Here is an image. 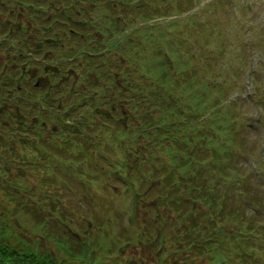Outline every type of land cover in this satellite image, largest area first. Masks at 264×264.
<instances>
[{"label": "rangeland", "instance_id": "374dc122", "mask_svg": "<svg viewBox=\"0 0 264 264\" xmlns=\"http://www.w3.org/2000/svg\"><path fill=\"white\" fill-rule=\"evenodd\" d=\"M36 1L21 2L14 7L12 16L4 15V19L0 17L6 26L14 30V36L2 42L3 49H11L14 54L24 51L27 56L30 48L24 42L26 27L30 30L35 28L33 35L37 40L43 44L50 43L55 32L48 33L37 29L38 25L43 26L47 13L35 10ZM40 1L45 5L52 2ZM66 2L68 5L74 2H77L78 6L80 4L78 0ZM154 2H159L158 6L167 15L160 20L168 17L170 19L174 17L172 14H179L178 12L184 11L185 8L196 7L179 14L178 27L172 32H169V27H172L174 22L168 21L164 23L165 36H156L154 40L143 38V43L151 47L148 48L147 67L141 70L143 79L132 67L134 61L130 59L128 63L120 62L116 55L118 50L136 56L138 53L133 50L132 41L127 47L119 45L117 50L110 52L111 56L106 60L101 57L97 75L105 70V67L111 75L114 71L119 74L116 81L121 82L122 86L129 83L125 93L113 90L114 98L128 96L130 86L140 84L139 90L142 94L147 92V95H153L150 103L155 102L163 106L159 109V115L163 118L170 115V109L179 116L189 115V118H192L189 119V124L195 123L207 128L210 125V133H215L226 147L215 150V155L222 159L217 167L213 168L214 164L212 167L207 164L212 154L208 156L209 153L204 151L197 153V156L204 153L206 157H200L191 163L190 168L195 175L188 176L193 178L194 185L202 181L198 176L199 172L207 176V193L191 189L188 196L182 195L172 201V198H162V191L155 190L137 198L134 208H125L127 195L135 197L133 189L137 190L131 167L144 165L142 158L148 153L145 146L151 142L150 138L153 136L141 138L135 134L137 130L129 133L128 129H125L128 131L124 133V129L116 128V125L108 120L109 126L117 133L115 141L109 126L104 132L98 127L96 130L91 128L92 133H89L88 123V126L84 125V136L74 138L73 145L70 143L64 146L63 154L55 155L57 152H51L47 147L23 149L19 144L20 137H16L17 132L13 131L18 114L8 117L5 114L0 120L10 128L3 131L4 125L0 126V135L3 137L0 142V168L5 174L0 186V238L4 234L1 227L5 225L6 233L10 231L7 237L11 232H26L24 237L28 241L33 239L31 245L35 244L37 250H48L45 244L48 236L51 237L56 250L62 248L57 247L55 238L47 233L51 230L57 235V240L65 246L68 241H73L76 254L80 252L83 244L93 247L94 253L84 256L90 258L95 254L101 264H264V0ZM178 3L179 8L176 6ZM129 4L134 6L132 2ZM64 7L65 5L62 6ZM58 10L54 11L57 13ZM68 12L74 16L75 21L76 12L73 9ZM90 13L88 15L91 20L99 22L103 18L102 12L101 16H98L100 12L95 13V9L90 10ZM22 16L25 21L20 20ZM134 26L136 24L127 23L124 33L132 34L130 29ZM109 36L112 37L110 40H113L119 33ZM91 37L92 34H89L87 38L91 40ZM55 40L51 42L52 45ZM143 43H137L135 48H140ZM163 53L166 54L163 56ZM2 54L0 53V57ZM166 56L169 57L170 68L167 66L168 61L165 62ZM2 57L4 61L0 64L8 65L9 69L14 71V83L21 84L25 81L26 77H20L22 70L12 67L14 63L8 62L7 57ZM128 75L133 77L132 81ZM104 77L110 79V76ZM73 78L78 80V76ZM87 78L91 77L87 75ZM102 84L105 83L98 76L93 90L86 91L87 95L90 96L94 90L99 93L104 87ZM118 87L119 85L115 88ZM30 97H37V93L30 89ZM153 97H156L157 101H152ZM9 99L18 104L19 114L32 113L26 110L21 100L15 96H10ZM36 100L38 98L32 99ZM59 100L48 98L54 109L60 107ZM170 100L177 102L173 101L171 107L166 106ZM92 101L93 99L83 100V105L75 116L87 108L97 109L96 106H91ZM45 103L46 101L41 102L42 105ZM147 106L148 104L144 106L145 111L157 115L154 112L158 109L154 104ZM123 107L125 108L126 104ZM97 110L102 113L101 109ZM94 111L86 114L93 116L98 123L106 121L101 114ZM36 113L39 114L37 111ZM163 118H160L161 121L166 123ZM24 122L27 124L30 121L24 119ZM162 128L164 132L165 129L173 132L174 125L166 124ZM227 129L229 132H226ZM68 133L64 131L63 136ZM43 135L48 136L47 132ZM98 137L101 140L106 138L102 148L93 145ZM8 139L13 141L12 145ZM53 141L56 140L48 141L47 146L59 150L60 142L56 141V145ZM159 146H167V143L161 141ZM194 146L195 144H191L186 148L192 149ZM225 149H231L232 153L226 156ZM78 150L85 151L86 156L78 153L76 157H72ZM200 150L198 149V152ZM21 151H24L22 158L26 155V161L22 162L19 158ZM40 153H43V157ZM136 155L138 157H135ZM57 160L61 162L60 166L55 163ZM162 160L161 157L151 169L147 167L149 171L169 168L168 160ZM199 161L205 165L201 167ZM123 178L131 185H126L130 189L129 193L122 192L125 185ZM34 210L40 211L43 216L41 217L46 220L45 223H38L37 227H33V215H36ZM189 210L192 211L191 215L185 217ZM126 212L132 216L130 223H127L128 218L124 217ZM193 214L195 222L199 224L194 241L191 235H186L187 230L184 227L186 220ZM94 223L103 227L96 226L97 229L85 231L87 226ZM246 224L250 226L248 230L245 229ZM105 231L110 234H105ZM134 234H137V240H132ZM162 234L166 236L164 246L161 244ZM126 239L133 242L128 248L124 246ZM175 240H179L193 254L194 263H189L191 255H187L184 247H179ZM193 242L196 243L194 250L193 247L188 249ZM205 242L210 244L207 247L216 248L210 250V256H206L207 252L200 249L203 243L207 249ZM98 247L101 249L97 250ZM80 256L75 262L81 259Z\"/></svg>", "mask_w": 264, "mask_h": 264}, {"label": "trees", "instance_id": "16d2710c", "mask_svg": "<svg viewBox=\"0 0 264 264\" xmlns=\"http://www.w3.org/2000/svg\"><path fill=\"white\" fill-rule=\"evenodd\" d=\"M25 1L26 0H0V17L4 19L6 16H12L15 9L14 7ZM66 1L67 0H52L48 5H45L44 2L40 0L35 2L36 11H46L47 13V18H45L43 26L41 27L38 25L37 29L44 30L48 33H55L52 35L51 41L48 39L50 43L43 44L34 37L33 33L35 28L30 30L29 27H26L24 31V42L27 43L30 48L27 51V56H25L24 51L19 54H14L13 50L2 48V42L14 36V30H12L10 26H6L3 23V19L0 20V53H3L2 56L8 58V62L12 61V63H14L12 67H19L22 70L20 77H26L25 81L21 84L14 83V71L10 70L8 65L3 63L0 64V83L3 84H0V118L5 114L6 117H8V115L18 114V120H16V124L14 123L13 125V131L17 132L16 137H20L19 144L23 149L29 148L34 150L35 148L44 149L47 147L51 152L56 151L57 154L55 155L63 154L65 145L70 143L73 145L74 138L84 136V125L88 126V123H90L89 133H92L90 130L91 128L96 130L97 127L104 132L105 128L109 126L107 121L111 120L112 123L116 125V128L121 127L124 129V133L128 130L130 131L129 133L137 130L135 134L141 138L148 135L153 136L150 138L151 142H148L145 146V148L148 149V153L145 154V158H142L144 165L141 167H136V165L131 167L137 190L135 191L133 189L135 197L127 195L128 200L126 201L125 208H134L137 203V198H142L143 195L153 193L155 190L162 191V198H172V201L182 195L188 196L191 189L207 193V176L199 172L198 176L202 178V181L196 185L193 184V178L190 179L189 177H194L195 175V172L190 168L191 163L197 161L200 157H206L204 153L198 156L197 153L204 151L209 153L208 156L212 154L207 164L211 167L214 164L213 168H216L218 162L222 159L219 155H215V150L223 148L225 145L221 143L219 137L215 133H210L209 130H212L210 125L207 128L204 126L201 127L195 123L189 124V119H192L189 118V115L186 114V116H184L181 114V116H179L174 114V111L170 109V115H166V118H163L159 115V109L163 106H159L155 102L150 103L151 96L153 95H147V92L142 94L141 90H139L140 84H137V86L134 84V87L130 86V90L127 91L129 94L128 96L114 98L112 95L113 90L116 89L125 93L127 87H129V83L126 84V86H122L121 82L118 80L116 81V78H119V74L114 71L111 75L110 71L105 67V70L97 75L98 68H100V60H102V58L106 60L109 55L111 56L110 52L117 50L119 45L127 47L132 41L133 50L138 53L136 56L127 55L118 50L116 55L120 59V62L128 63L130 59L134 61L132 67L137 71L139 77L143 79L144 77L141 74V70L147 67V57L149 55V49L151 48H149V45L146 46L143 43V38L154 40L156 36H165L164 23L168 21L174 22L172 27H169L171 28L169 32H172L178 27L177 25L180 21L178 17L179 14L190 11L194 6L185 8L184 11L178 12L179 14H172L171 16L174 17L170 19L168 17L164 20H160L167 15L162 12V8L158 6L160 5L159 2H154L155 0H149V2L147 0H139V3L137 0H78L80 2L79 6L77 2H74V4L70 3L72 9L77 14L76 20L73 21L74 16L68 12L72 10L71 6L68 5ZM130 2H132L134 6H130ZM63 5H65L64 8H62ZM162 6H164V4ZM176 6L179 8L180 4L178 3ZM57 9L60 11L58 10L56 13L54 10ZM93 9H95V13L100 12L98 16H101L102 12L103 18L102 20L100 19L99 22L98 20H91L89 18L92 13H90V10ZM89 13L90 15H88ZM81 17L84 20H82ZM86 18H88V20H86ZM133 18L136 26L130 29L132 34L124 33L127 23L135 25L133 24ZM20 20L25 21L24 16H22ZM115 33H119V36L110 40L112 37L109 35ZM89 34H92L91 40L87 38ZM106 36L108 39L105 38ZM100 37L102 41H100ZM54 39L56 40L54 45H52L51 42ZM137 43H143V46L135 48ZM101 53L107 54L102 55ZM2 56L0 57V62L4 61V57ZM114 61L116 62L115 59ZM121 64L123 66V63ZM123 68L127 70L126 66H123ZM87 75L91 78H87ZM75 76H78V80L73 78ZM98 76L100 80L104 81L105 84H102L104 87L99 93L96 92L98 90H94L90 96L87 95L86 91L93 90ZM104 76H110V79ZM129 78L130 81L133 80V77L129 76ZM117 85H119V87L115 88ZM30 89L37 93V97H30ZM20 93L21 95H19ZM10 96H15L17 99L21 100L26 110L32 111V113L30 115L19 114L18 104L12 103L9 99ZM34 98H38V100L32 101ZM48 98L59 100L58 103L60 107L54 109V106L49 103ZM85 99H93L91 106H96L97 109H101L102 113L93 108V110H95L94 112L101 114L102 117L106 119L105 122L98 123L93 116H88L86 113L93 111L90 108H87V110L75 116ZM160 100L162 101L163 98H160ZM42 101H46V103L42 105ZM152 101H157V98L153 97ZM173 101L175 100H170L169 104L166 106L171 107ZM125 104L126 107L124 108L123 106H125ZM147 104L148 106L149 104H154L157 107L158 111L154 112L157 113V115L154 116L149 111H145L144 106ZM185 106H183V108ZM36 111L40 115L37 114ZM73 112H75V114ZM160 118H163L166 123L162 122ZM24 119H29L30 122L26 124ZM4 123L1 119L0 126H3ZM166 124L170 126L174 125L173 132L166 129L164 132L162 126ZM109 127L111 128L112 134L114 133L112 138L117 141V133L114 132L115 130L112 129L111 126ZM8 128H10L8 125H4L2 130L4 131ZM64 131H68L69 133L63 136ZM46 132L48 136L43 135V133ZM226 132H229V130L227 129ZM2 138L3 137L0 135V142ZM222 139L227 141L226 138ZM51 140L59 141L61 148L58 150L54 147H48L47 143L48 141L51 142ZM7 141L10 142V139ZM56 141L53 142L58 145ZM161 141L167 143V146H159V142ZM105 142L106 138L101 140L100 137H98L94 140L93 145L102 148ZM12 143L13 141L10 142L11 145ZM191 144H195V146L192 149H187L186 147ZM198 149L201 150L198 152ZM23 152L24 151H21L19 154V158L22 162L26 161V155H24L25 159L22 158ZM51 152L49 154H51ZM225 152L227 156L232 153V150L225 149ZM78 153L79 155L86 156L85 151L78 150L73 153L72 157H76ZM40 154L41 157H43V153ZM135 157L138 156L136 155ZM161 157L164 162L168 160L169 168L149 171L153 164L159 161ZM57 158L58 157H55V159ZM134 160L136 163V158H134ZM59 162L60 161L57 160L55 163L60 166ZM199 165L203 167L205 164L199 161ZM147 167L150 168L148 169ZM114 173L115 172H113V175H115ZM132 175L131 179H133ZM232 176L235 179V176ZM2 179H5V174L2 173V168H0V186L2 185ZM127 182L129 181L123 178V183H125L124 190L122 191L123 193H129L130 191L129 187L126 185H131ZM244 190L246 191V189ZM159 196L161 197V195ZM34 212L36 215H33L35 220V225L33 227L39 226L38 223L42 224L43 221L44 223L46 222V220L42 218L43 216L40 211L36 212L34 210ZM190 215L191 213L185 217H189ZM124 216L128 217L127 223L132 222L130 213L126 212ZM195 219V214H193L190 219L186 220V224L184 225L187 230L186 235H191L193 241L196 239V230L199 225L195 222ZM96 226L103 227L101 224L94 223L87 226L85 231L91 228L97 229ZM3 227H1V231L4 234L0 238V264H101L95 254L90 258L84 256L94 253L95 249L93 247H87L90 245L83 244V247L80 248V252L76 254L74 252L73 241H68L65 246L63 242L57 240V235L51 230L47 229L49 231H47V233L55 238L57 247L62 248L56 250L51 237L48 236L45 240L48 250L40 251L36 249L35 244L31 245L33 239L28 241L27 238L24 237L26 232H11L7 237L6 235H8L10 231L6 233L7 228L5 225H3ZM249 228L250 226L246 224L245 229L248 230ZM105 234L110 233H106L105 231ZM139 234L143 235V233ZM170 235L171 233H169V236ZM136 236L137 234H134L132 240H135ZM159 236L160 234H158V238ZM3 237L4 239H2ZM174 238H176V236H174ZM165 242L166 236L162 234L161 244L164 246ZM131 243L133 242L126 239L124 246L127 247L131 245ZM175 243H178L179 247H184L186 254L191 255L189 263H194L192 262L193 254L187 250L186 246L179 240H175ZM205 243L207 244L206 247L210 245L207 242ZM195 244L194 242L192 244L190 243L188 249L193 247L194 250ZM50 246L52 248H49ZM133 246L135 245L133 244ZM99 249L101 248L98 247L97 250ZM200 249L203 250V252L206 251V256H208L210 250L216 248L207 247L206 249L203 243L200 245ZM79 256L81 259L75 262Z\"/></svg>", "mask_w": 264, "mask_h": 264}]
</instances>
